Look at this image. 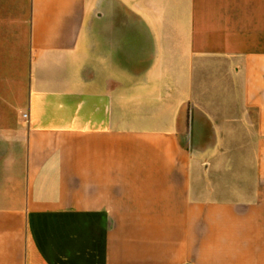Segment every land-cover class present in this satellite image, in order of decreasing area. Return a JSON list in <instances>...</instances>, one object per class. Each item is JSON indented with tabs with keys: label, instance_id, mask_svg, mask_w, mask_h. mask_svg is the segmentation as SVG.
<instances>
[{
	"label": "crops",
	"instance_id": "0c3cea01",
	"mask_svg": "<svg viewBox=\"0 0 264 264\" xmlns=\"http://www.w3.org/2000/svg\"><path fill=\"white\" fill-rule=\"evenodd\" d=\"M15 13L0 264H264V0H0L6 46Z\"/></svg>",
	"mask_w": 264,
	"mask_h": 264
},
{
	"label": "rangeland",
	"instance_id": "374dc122",
	"mask_svg": "<svg viewBox=\"0 0 264 264\" xmlns=\"http://www.w3.org/2000/svg\"><path fill=\"white\" fill-rule=\"evenodd\" d=\"M19 18V19H18ZM21 14L15 13L13 16V41L11 46H6L5 45V38H0V57H12L13 58V66L17 67V58L22 57L23 55L25 56L26 54V24H19L21 20ZM9 19V18H8ZM5 34V32H0V35ZM9 34V32H7ZM3 35V36H5ZM9 39V38H7ZM2 41V42H1ZM9 43V42H8Z\"/></svg>",
	"mask_w": 264,
	"mask_h": 264
},
{
	"label": "built area",
	"instance_id": "2783aa9c",
	"mask_svg": "<svg viewBox=\"0 0 264 264\" xmlns=\"http://www.w3.org/2000/svg\"><path fill=\"white\" fill-rule=\"evenodd\" d=\"M23 118L27 120L29 118V116L27 114H24Z\"/></svg>",
	"mask_w": 264,
	"mask_h": 264
}]
</instances>
